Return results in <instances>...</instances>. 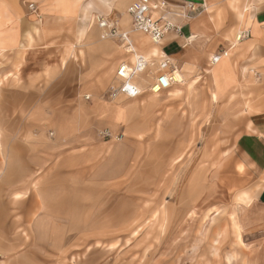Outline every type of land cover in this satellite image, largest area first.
Segmentation results:
<instances>
[{"label": "rangeland", "instance_id": "1", "mask_svg": "<svg viewBox=\"0 0 264 264\" xmlns=\"http://www.w3.org/2000/svg\"><path fill=\"white\" fill-rule=\"evenodd\" d=\"M229 1L205 0L211 31L182 44L174 69L184 81L157 104L147 89L110 96L126 52L94 15L121 27L113 12L69 21L50 42L60 45L31 48L21 66L1 54L0 264H264L246 89L214 102L204 78L210 54L229 47ZM158 57L145 72L155 76ZM29 123L47 135L42 167L8 182L7 139Z\"/></svg>", "mask_w": 264, "mask_h": 264}, {"label": "crops", "instance_id": "2", "mask_svg": "<svg viewBox=\"0 0 264 264\" xmlns=\"http://www.w3.org/2000/svg\"><path fill=\"white\" fill-rule=\"evenodd\" d=\"M132 1L0 0V56L1 54L6 56L5 58L9 60L8 65L15 66L20 63L21 66L27 51L31 48H48V46L52 48V46L60 45L61 43L50 42L58 36L61 39L62 27L69 21L81 18L86 13L108 14L113 12L119 15L121 28L131 31V19L125 10ZM186 1H195L198 5L203 2L204 4L200 7L203 10L199 12L200 8L198 7L189 16L190 18L172 17V21L181 27V34L170 31L158 43H154L145 34L132 31L129 35L135 50L148 58H156L161 54L175 58L183 51L182 46L184 45L182 44L186 41L192 42L200 35H207L212 27L208 19L203 18L204 15H202L205 11L209 12L205 0H167V3L173 6H182ZM29 2H33V10L28 7ZM229 6L233 15V22L230 23L226 36L229 47L222 49L227 51V56L214 65H210L209 62V68H205L204 78L206 82L210 83L209 96L214 102L218 100L220 95L223 96L240 87H245V97H242L246 100V109L250 110L247 119L252 132L247 133L248 136L245 137L243 144L247 145L249 152H251L246 153L247 161L253 162L252 170L249 172H252V175L254 174L259 179L264 176V0H230ZM152 16L155 17L157 14L152 13ZM39 28L42 30L39 31ZM97 30L95 26L92 27L90 29L91 35L96 36ZM39 33L48 43H42V41L40 43ZM242 33L245 35L236 40V36ZM30 38L33 39V45L30 44ZM119 47L122 46L119 45ZM222 50L211 53L209 61L215 53ZM132 55V53L126 52L125 59L118 66L125 63L130 65L133 62ZM180 76L184 81L183 73ZM135 82L141 88L143 87L142 91L145 90V86H143L146 85L144 84L145 81L137 79ZM182 82H176L175 85L179 86ZM163 91L165 89L158 94H152L149 104L159 103V96ZM213 94H215V98ZM130 105H134V103H130ZM118 109H121L120 106ZM46 136L44 132L35 134L30 125V128L27 127L24 133V137L13 135L7 139L9 168L5 174L6 181L28 177L34 169L42 167L40 147L43 144L45 151L46 143L43 141L48 140ZM63 164L62 161L57 166ZM57 166H53L49 174H55L58 171V168L55 171ZM44 192L48 193V189L40 190V193ZM242 194L243 196H240ZM240 195V201L247 203L250 198L249 194L242 191ZM258 197L259 200L264 201V184L258 192ZM61 202L62 200L59 202L51 201L50 208H63Z\"/></svg>", "mask_w": 264, "mask_h": 264}, {"label": "built area", "instance_id": "3", "mask_svg": "<svg viewBox=\"0 0 264 264\" xmlns=\"http://www.w3.org/2000/svg\"><path fill=\"white\" fill-rule=\"evenodd\" d=\"M195 1H186L182 6L171 7L167 0H133L126 7V12L131 19L132 29L145 34L149 39L158 43L167 33L173 30L181 33V27L172 21V17H188L195 12L199 6ZM28 7L33 10V2H29ZM152 13L157 14L153 17ZM97 26L102 31V37L115 38L121 45L127 46L130 43L127 30H123L116 20L98 15ZM155 77L147 88L152 93H158L163 89L170 87L174 83L173 70L175 64L172 58L167 54H161L158 57ZM218 56H214L212 61H216ZM153 61H151V65ZM150 65L149 63L145 65ZM134 70L128 67L127 63L122 64L116 71L117 79L121 84L113 87L110 96L116 97L119 94L126 97H134L140 93V89L132 82Z\"/></svg>", "mask_w": 264, "mask_h": 264}, {"label": "bare ground", "instance_id": "4", "mask_svg": "<svg viewBox=\"0 0 264 264\" xmlns=\"http://www.w3.org/2000/svg\"><path fill=\"white\" fill-rule=\"evenodd\" d=\"M98 15H96L95 17L96 18H98L97 17ZM132 31H135L136 32V30H133L132 28H131V31H129L130 33L132 32ZM170 31H173V30H170ZM170 31H167V33H169ZM138 32V31H137ZM166 33V34H167ZM165 34V35H166ZM243 35H245V34H239V35H237L236 36V40H239L240 38H241V36H243ZM129 40H130V43H129V45H127V46H124V45H121L122 46V49L123 50H125L126 52H130V53H132L133 55H132V59H133V62L130 64V65H128V67H130V68H132L133 70H134V74H133V76H132V82L140 89V92L142 91V88L135 82V80H137V79H140V80H142V81H145L144 82V84H146L145 85V89H147L148 87H149V85L151 84V82H152V80H153V78L155 77V76H153V73L152 72H145V70L146 69H144V67H145V65L146 64H150L151 65V61L154 59V58H148V57H145L143 54H141V53H139V52H137L136 50H135V48H134V46H133V43H132V41H131V38H130V35H129ZM214 56H218V59L216 60V61H212V58L214 57ZM227 56V51L226 50H222V51H220V52H217V53H215L212 57H211V60H210V64L211 65H214L215 63H217L220 59H222L223 57H226ZM169 57H171V56H169ZM172 58V60H173V62H174V64H175V58H173V57H171ZM122 64H120L118 67H117V69H116V71L119 69V67L121 66ZM149 65V66H150ZM148 67V65L146 66V68ZM177 67V66H176ZM144 72L146 73V75H144ZM151 73V74H150ZM115 75H116V73H115ZM180 75H181V70L179 69V68H176V69H174L173 70V79H174V83H176V82H178V80L180 79ZM146 76H148L149 78L147 79L146 78ZM143 77H144V79H143ZM116 80L118 81V85L119 84H121V80L120 79H117V76H116ZM148 90V89H147ZM149 91V90H148ZM150 92V91H149ZM161 92V91H160ZM160 92H158V93H160ZM151 94H158V93H152V92H150ZM215 94H213V96H214ZM135 97V96H134ZM214 98H215V96H214ZM239 169H241L242 170V166H239Z\"/></svg>", "mask_w": 264, "mask_h": 264}]
</instances>
